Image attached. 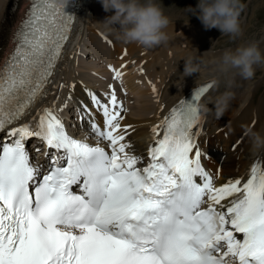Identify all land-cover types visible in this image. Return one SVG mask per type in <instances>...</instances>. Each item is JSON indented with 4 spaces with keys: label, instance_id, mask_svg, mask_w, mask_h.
<instances>
[{
    "label": "snow or ice",
    "instance_id": "snow-or-ice-1",
    "mask_svg": "<svg viewBox=\"0 0 264 264\" xmlns=\"http://www.w3.org/2000/svg\"><path fill=\"white\" fill-rule=\"evenodd\" d=\"M71 19L57 0H32L0 67V264H264V170L253 165L247 179L217 187L201 162L198 102L214 82L153 128L163 135L142 168L143 157L127 151L131 126L122 134L126 109L114 88L107 103L86 89L104 117L103 127L93 117L91 130L110 151L70 135L52 107L40 110L35 128L13 126L48 94ZM29 138L62 150L63 163L52 158L42 173L30 161Z\"/></svg>",
    "mask_w": 264,
    "mask_h": 264
},
{
    "label": "bare ground",
    "instance_id": "bare-ground-1",
    "mask_svg": "<svg viewBox=\"0 0 264 264\" xmlns=\"http://www.w3.org/2000/svg\"><path fill=\"white\" fill-rule=\"evenodd\" d=\"M30 2L0 0V67L14 51L15 33L25 18ZM158 2L170 18L166 29L169 39L160 46L145 49L133 43L125 44L116 38L114 32L104 31L102 24H95V12L102 19L114 14V10H104L101 0H93V5L91 0H78V8L75 10L78 13V22L72 36L73 46L66 49V56L53 76L54 81L47 87L48 94L42 100H37L31 113L22 123L31 122V126H36L34 118H38L41 109H62L66 106L68 108L70 103L85 113L81 101L89 107L86 89L94 91L91 89L93 82L87 79V82H91L88 85L79 80L71 66L73 62L83 58L78 54L87 52L88 48L83 45L89 43L90 51L99 56L100 64L88 63V67L101 84L105 83L94 85L106 89L111 82H121L128 91L126 112L123 113L124 119L121 121L122 134L124 126H131L125 140V143L130 145L127 151L146 159V152L154 145V140L163 134L161 127L160 136H154L153 128L161 125L164 117H169L171 110L178 107L193 88L215 78V85L204 97L206 111L201 119L203 132L200 131L198 136L203 148L208 150V168L216 176L217 184L226 183L230 178L245 179L255 161H262L261 170H264V149L253 151L249 134V129L264 134V99L256 97L260 82L253 81L258 69H261L264 80V63L255 66V75L251 79L242 78L235 70L223 73L219 67V58L225 50H235L241 44L251 41L242 40L233 47L215 50L213 46L208 45L211 33L205 30L203 23H193V18L191 19L188 13H182L180 7L171 5L167 0ZM90 10H93L94 14L88 15ZM92 18L96 20L95 23ZM86 28L97 36L84 41L83 31ZM103 36L110 41V48ZM255 42L264 51V34L260 42ZM190 56L197 58L200 68L198 72L184 76V58ZM84 62L85 60H80L76 71ZM110 65L122 71V78L113 80L115 74ZM101 68L100 74L98 70ZM226 90L231 91L234 96L227 111L217 118L214 102L216 97ZM95 116L101 119L103 127L104 118L97 113ZM140 130L141 137L138 135Z\"/></svg>",
    "mask_w": 264,
    "mask_h": 264
},
{
    "label": "clouds",
    "instance_id": "clouds-1",
    "mask_svg": "<svg viewBox=\"0 0 264 264\" xmlns=\"http://www.w3.org/2000/svg\"><path fill=\"white\" fill-rule=\"evenodd\" d=\"M106 12L114 14L102 21L103 30L115 33L116 38L125 44L133 43L145 49H152L166 43L169 39L166 29L170 18L158 0H101ZM239 0H199V18L206 29L218 28L223 35L233 38L241 33ZM184 76L198 72L200 64L197 58H184ZM264 63V51L255 41L241 44L235 50L228 49L219 58L220 71L229 73L232 70L244 79L255 75V66ZM234 94L226 90L215 99L217 118L227 111ZM253 151L264 149V134L249 129Z\"/></svg>",
    "mask_w": 264,
    "mask_h": 264
},
{
    "label": "rangeland",
    "instance_id": "rangeland-1",
    "mask_svg": "<svg viewBox=\"0 0 264 264\" xmlns=\"http://www.w3.org/2000/svg\"><path fill=\"white\" fill-rule=\"evenodd\" d=\"M91 1L93 5V0ZM167 1L171 5L174 4L180 7L182 13H186V14L188 13L190 15V18L191 19L193 18L192 19L193 23L195 22L202 23V21L200 20L198 16L199 9L196 8V6L199 3V0H167ZM239 2L242 6L240 10V16H239L241 33L237 37L233 38L229 35H223L222 32L218 28H215V27L210 28V29L205 28L206 31L211 33V36L208 39V45L213 46L215 50L225 49L226 47H233L239 44L242 40L251 41V42L257 40L260 42L261 37H263V34H264V0H239ZM93 18L94 19L97 18L96 23H95L96 20H94ZM93 18L92 19L95 24L97 25L102 24L100 22L102 20H100V15L98 13H96L93 16ZM95 36L97 35L92 34V32H90L87 28L84 29L83 31L84 41H87L88 39H92V37H95ZM86 44H89V43H86ZM80 60H85V62L81 64L80 68L77 71L76 69H77L78 61H76L75 64L71 66L77 78H80L82 80L88 79L89 81L93 82V84H98V83L101 84V81L98 78H95V76L90 72V69L88 67V63L90 65H99L100 64L99 56L95 52H93L91 55L88 54L86 57H83ZM80 60H79V63H80ZM101 71H102V68L98 70L100 74H101ZM257 73L258 74H256V77L253 79L254 82L255 81L260 82L256 97L259 99H264V83H263L264 80H262L261 69H258ZM101 85H105V83H102ZM140 134L142 135V130H140L138 133V135L141 137Z\"/></svg>",
    "mask_w": 264,
    "mask_h": 264
}]
</instances>
